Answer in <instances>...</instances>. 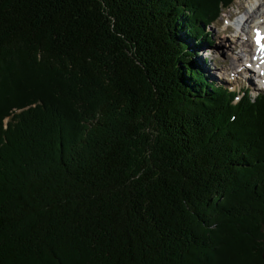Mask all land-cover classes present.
<instances>
[{"label":"trees","instance_id":"trees-1","mask_svg":"<svg viewBox=\"0 0 264 264\" xmlns=\"http://www.w3.org/2000/svg\"><path fill=\"white\" fill-rule=\"evenodd\" d=\"M233 2L0 0V264H264V91L179 33Z\"/></svg>","mask_w":264,"mask_h":264},{"label":"rangeland","instance_id":"rangeland-1","mask_svg":"<svg viewBox=\"0 0 264 264\" xmlns=\"http://www.w3.org/2000/svg\"><path fill=\"white\" fill-rule=\"evenodd\" d=\"M258 1H260L259 5H262L261 10L263 11L264 0ZM254 2L255 0H235L233 7L229 10L226 9L220 19L208 28L211 30L212 36L211 40L206 41V43L200 42L201 40L189 41L190 39H188L187 41L185 35L179 31L180 38L184 36L185 42L193 46L196 67L204 73V76L206 75L208 77V81L216 84L217 87L224 86L231 90L236 89L237 94L239 90H245V88H250L252 95H256L259 91L264 90L262 88L264 86L263 83L260 80L258 81L252 72L250 74L244 72L242 75L239 73V70L242 68V62L240 60L236 62L234 58H238L239 56L244 62V53L243 49H241L242 42L233 37V34L236 32L235 28L229 27L231 23L229 17L235 15L239 9L240 11L244 10L246 6L248 9ZM225 28H229V31H226ZM244 28L248 30L247 25ZM240 37H244L243 40L245 42L248 34H244V36L242 34ZM246 49L249 51L248 48ZM249 78H252L253 83L248 80Z\"/></svg>","mask_w":264,"mask_h":264},{"label":"bare ground","instance_id":"bare-ground-1","mask_svg":"<svg viewBox=\"0 0 264 264\" xmlns=\"http://www.w3.org/2000/svg\"><path fill=\"white\" fill-rule=\"evenodd\" d=\"M259 2L260 1L255 0V2L250 6L251 8L249 7L248 9L246 6V11L244 12L241 20L237 19L233 23H230L229 26H231V28H235L236 32L233 34V37L239 39V41L242 42L241 45L244 49V54H247L249 52L256 56L254 58L257 59V67L264 73V10H261L262 5H259ZM246 25L248 26V30L244 28ZM209 27L210 26H207L206 29L210 30L208 29ZM226 31H229V28H227ZM242 34L243 36L244 34H248L247 40L245 42L243 40L244 37H240ZM246 48H248L249 51ZM234 60L238 62L241 59L238 56V58H234ZM240 71L241 75L244 72H247L248 74L251 73L243 70ZM261 79L264 80V77H262ZM248 80L253 83L252 78H249Z\"/></svg>","mask_w":264,"mask_h":264},{"label":"water","instance_id":"water-1","mask_svg":"<svg viewBox=\"0 0 264 264\" xmlns=\"http://www.w3.org/2000/svg\"><path fill=\"white\" fill-rule=\"evenodd\" d=\"M263 244H264V240H263ZM264 248V247H263ZM263 261H264V251H263V255H262Z\"/></svg>","mask_w":264,"mask_h":264}]
</instances>
